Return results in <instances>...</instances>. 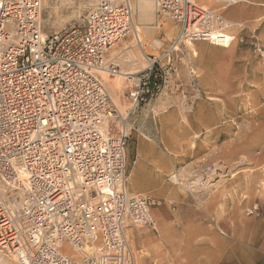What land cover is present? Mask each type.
<instances>
[{
    "label": "built area",
    "instance_id": "2783aa9c",
    "mask_svg": "<svg viewBox=\"0 0 264 264\" xmlns=\"http://www.w3.org/2000/svg\"><path fill=\"white\" fill-rule=\"evenodd\" d=\"M142 1L97 0L81 23L45 34L42 0H0V254L16 264H134L130 227L156 230L160 201L126 188L131 109L96 74L121 72L108 52ZM152 2L175 43L215 44L229 26L194 0ZM252 50L264 64V42ZM126 73L132 108L164 83L155 57Z\"/></svg>",
    "mask_w": 264,
    "mask_h": 264
},
{
    "label": "rangeland",
    "instance_id": "374dc122",
    "mask_svg": "<svg viewBox=\"0 0 264 264\" xmlns=\"http://www.w3.org/2000/svg\"><path fill=\"white\" fill-rule=\"evenodd\" d=\"M198 2L228 21L230 46L175 43L176 24L145 0L122 39L136 54L116 62L144 66L143 56L158 58L164 78L159 92L132 108L131 81L102 74L116 105L132 112L128 172L142 165L152 188L143 193L160 201L156 233L142 225L128 231L134 264H264V64L252 50L255 40L264 42V7L253 0ZM96 3L42 0V31L81 23ZM242 4L250 16L228 18L242 11L229 8ZM3 258L16 264L14 257Z\"/></svg>",
    "mask_w": 264,
    "mask_h": 264
},
{
    "label": "crops",
    "instance_id": "0c3cea01",
    "mask_svg": "<svg viewBox=\"0 0 264 264\" xmlns=\"http://www.w3.org/2000/svg\"><path fill=\"white\" fill-rule=\"evenodd\" d=\"M253 2L257 5V6H262L264 7V0H253ZM229 9H242V11L238 14H235V15H232L231 17H228L224 12V14L226 15V17L228 18H231V19H244L248 16H250V14L252 13V10H250L248 8V5H239V6H236V7H232V8H229ZM136 35V34H135ZM136 37V36H135ZM233 42H231L229 44V46L232 44ZM118 44V45H117ZM117 47H116V50H113L114 48L110 49L109 52H108V56L109 58H113L114 61H118L120 62L121 60V57L128 54V53H131L132 55H135L136 52L134 50V47H132V45L129 43V42H122L119 41L117 43ZM228 46V47H229ZM123 48V49H122ZM226 48V47H225ZM255 58H257V60L259 62H261V60L256 56L254 55ZM148 56H143V59H144V66L141 65V63L137 62L136 64H131V65H127V66H120V71L123 69L124 72H136L138 70H141L142 68H144L147 64V58ZM117 63V62H116ZM262 63V62H261ZM132 117V112L130 111V115H129V119H131ZM139 148H140V145H139ZM128 153V151H127ZM143 167L142 165H134L130 171V173L128 172V159H127V178L129 179V186H127L126 184V188H127V191L130 193V194H141V195H148V196H151V197H154V198H157L153 195H149V194H144L143 192H146V191H150L152 190L150 184H145L144 180H145V175L143 174ZM158 208L155 207V208H152L151 209V213L153 215V217L155 218L158 226H159V220L157 218V210ZM151 229V228H150ZM149 229V230H150ZM152 230V229H151ZM143 230H135L134 231V234L138 237V236H142L141 232ZM153 232H157V227H156V230H152ZM139 248H141V245L140 243L138 242L137 245ZM260 258V257H259ZM264 259V257H263ZM264 261V260H262Z\"/></svg>",
    "mask_w": 264,
    "mask_h": 264
},
{
    "label": "bare ground",
    "instance_id": "6f19581e",
    "mask_svg": "<svg viewBox=\"0 0 264 264\" xmlns=\"http://www.w3.org/2000/svg\"><path fill=\"white\" fill-rule=\"evenodd\" d=\"M78 1V0H77ZM86 1V0H85ZM197 4H199L201 7H203V5L201 4V2L199 3L198 2V0H194ZM200 1V0H199ZM218 3V2H217ZM146 4V3H145ZM141 5V4H140ZM139 7H141V6H139ZM142 7L144 8L145 7V5L143 4L142 5ZM142 7L140 8V10L142 9ZM204 8V7H203ZM145 9V8H144ZM205 9H208V10H211V9H209V8H205ZM143 10V9H142ZM141 10V11H142ZM211 11H213V10H211ZM136 36V35H135ZM214 37L216 38L215 40L217 41V43H215V44H217V45H228L229 44V42H230V40H231V37L229 36V35H227V34H225V32H222V33H218V34H215L214 35ZM135 38H137V37H135ZM137 40V39H136ZM139 41V40H138ZM175 47V46H174ZM123 49V48H122ZM96 74L98 75V77L104 82V78H103V76H102V74H105V72H103V71H98V72H96ZM126 74H128V73H126V72H120V73H118L116 76H119V77H122V78H127V75ZM117 82V81H116ZM113 86H114V84L113 85H111L110 87H112L113 88ZM116 87V86H115ZM114 87V88H115ZM173 175H171V177H172ZM173 180H177L176 178H175V176H174V178H172ZM0 264H12V263H10V262H8V261H6L4 258H3V255H1L0 254Z\"/></svg>",
    "mask_w": 264,
    "mask_h": 264
}]
</instances>
